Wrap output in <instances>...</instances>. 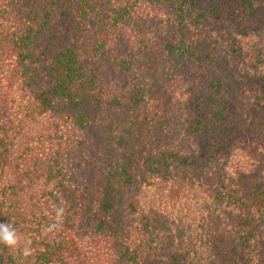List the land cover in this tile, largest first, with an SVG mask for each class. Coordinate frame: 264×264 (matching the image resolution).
Masks as SVG:
<instances>
[{
	"label": "trees",
	"instance_id": "1",
	"mask_svg": "<svg viewBox=\"0 0 264 264\" xmlns=\"http://www.w3.org/2000/svg\"><path fill=\"white\" fill-rule=\"evenodd\" d=\"M8 222L0 264H264V0H0Z\"/></svg>",
	"mask_w": 264,
	"mask_h": 264
},
{
	"label": "clouds",
	"instance_id": "2",
	"mask_svg": "<svg viewBox=\"0 0 264 264\" xmlns=\"http://www.w3.org/2000/svg\"><path fill=\"white\" fill-rule=\"evenodd\" d=\"M53 222L42 226V233L47 235L59 231L63 226L66 208L61 205L53 206ZM0 244L13 251H18L23 258H28L33 254L32 241L24 238L11 222L0 223Z\"/></svg>",
	"mask_w": 264,
	"mask_h": 264
}]
</instances>
